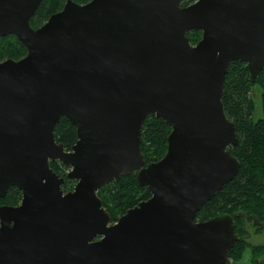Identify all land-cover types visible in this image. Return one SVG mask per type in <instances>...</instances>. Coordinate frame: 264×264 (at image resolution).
Returning <instances> with one entry per match:
<instances>
[{
    "label": "water",
    "instance_id": "water-1",
    "mask_svg": "<svg viewBox=\"0 0 264 264\" xmlns=\"http://www.w3.org/2000/svg\"><path fill=\"white\" fill-rule=\"evenodd\" d=\"M42 1L0 0V37L27 49L0 63V199L22 192L0 206V264H235V217L197 215L241 169L222 99L232 62L252 83L264 70V0H67L34 29ZM150 115L172 131L146 163ZM63 117L70 150L55 138ZM130 174L151 197L113 223L98 192Z\"/></svg>",
    "mask_w": 264,
    "mask_h": 264
},
{
    "label": "trees",
    "instance_id": "trees-1",
    "mask_svg": "<svg viewBox=\"0 0 264 264\" xmlns=\"http://www.w3.org/2000/svg\"><path fill=\"white\" fill-rule=\"evenodd\" d=\"M60 1L62 2V0H44L39 13L43 12L41 15H44L45 19L50 18L61 9ZM194 1L196 0H186L183 4L188 6ZM188 37L194 46L201 40L202 32L191 31ZM26 54V47L17 37L0 38V63L8 58L22 59ZM254 86H259L261 89V117L257 120L255 119L256 102L251 96ZM222 101L226 115L237 127L239 142L231 147L230 151L240 160L241 169L232 182L219 191L212 201L205 204L198 213L197 219L207 214L203 220L201 218V221H207L223 213H230L236 218V212L240 210L264 223V70L257 81L252 83L246 63L232 62L226 74ZM171 131L172 128L155 115H150L145 120L142 127L141 150L145 155L146 163L156 162L166 154L167 138ZM55 138L58 143L65 146L66 150H70L78 139L76 127L63 117L56 127ZM51 167L60 177H66L70 170L69 166L60 162H52ZM73 186L74 181L66 180L63 185L64 192L73 190ZM16 192L21 193L18 188H11L7 200H13L12 195ZM98 195L110 212L113 222L131 207L151 197L148 188L141 187L133 174L104 186ZM244 248V242H238L231 251L230 255L235 264L241 258Z\"/></svg>",
    "mask_w": 264,
    "mask_h": 264
},
{
    "label": "rangeland",
    "instance_id": "rangeland-1",
    "mask_svg": "<svg viewBox=\"0 0 264 264\" xmlns=\"http://www.w3.org/2000/svg\"><path fill=\"white\" fill-rule=\"evenodd\" d=\"M85 1V0H81ZM62 4V2H59ZM183 6H185L183 4ZM43 19H45V16L42 15ZM40 19V17H39ZM252 98H254L256 102V114H255V119L257 120L258 118L261 117V102H260V96H261V89L259 86H254L252 89ZM13 200L8 199L7 197L3 199V201L0 203L1 204H10V205H19L22 200V193H14L13 195ZM17 203V204H15ZM240 211V210H239ZM238 212V211H237ZM245 212V211H241ZM207 217V214L202 215V220ZM201 218H198L197 221H201ZM257 219V218H256ZM256 227L252 225V220L246 223V231H240L237 230L238 233L241 234L242 237H247L246 242L247 244L244 243L245 248L242 253V256L240 259H238L236 264H264V235L256 233Z\"/></svg>",
    "mask_w": 264,
    "mask_h": 264
},
{
    "label": "flooded vegetation",
    "instance_id": "flooded-vegetation-1",
    "mask_svg": "<svg viewBox=\"0 0 264 264\" xmlns=\"http://www.w3.org/2000/svg\"><path fill=\"white\" fill-rule=\"evenodd\" d=\"M44 1V0H43ZM43 1H42V3H43ZM74 2H76L77 4H80V5H84V4H87V3H89L91 0H88L87 2H85V1H81V0H73ZM66 2H67V0H62V7H61V9L58 11V12H60L61 10H63V8H64V5L66 4ZM195 2V1H194ZM193 2V3H194ZM42 3H41V5H42ZM40 5V6H41ZM40 8V7H39ZM57 12V13H58ZM41 14H43V12H40L39 13V9L37 10V12H36V14L30 19V25L34 28V29H38V28H40L41 26H43L47 21H48V19L49 18H47V19H43L42 17V15ZM39 17H40V19H39ZM8 36H14V37H17L15 34H10V35H8ZM8 36H6V37H8ZM0 38H2V37H0ZM8 59H11V58H8ZM8 59H5V60H8ZM14 60H17V59H15V58H13ZM20 60V59H19ZM76 185V182L74 181V186ZM74 186H73V188H74ZM22 193V192H21ZM3 201V199H0V203ZM3 205H10V204H1L0 206H3ZM12 206H18V205H12ZM235 220H236V224H237V227H236V232H237V230H240L241 232L242 231H246V223L247 222H249V221H251L252 220V225L253 226H255L257 229H256V233H258V234H262V235H264V223H262L261 221H259V220H257L256 218H255V216H252V215H248V214H244L243 212H241V211H238V212H236V218H235ZM113 223H115V222H113ZM238 233V232H237ZM239 235H240V237H241V240H240V242H244L245 244H247V242H246V239H247V237L248 236H246L245 235V237H242L241 236V234L240 233H238ZM248 245V244H247ZM249 246V245H248Z\"/></svg>",
    "mask_w": 264,
    "mask_h": 264
}]
</instances>
